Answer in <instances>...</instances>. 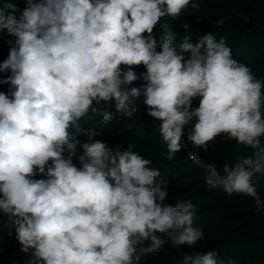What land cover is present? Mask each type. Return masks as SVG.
I'll use <instances>...</instances> for the list:
<instances>
[{
	"label": "clouds",
	"instance_id": "1",
	"mask_svg": "<svg viewBox=\"0 0 264 264\" xmlns=\"http://www.w3.org/2000/svg\"><path fill=\"white\" fill-rule=\"evenodd\" d=\"M24 2L19 20L16 4L0 9V36L6 31L16 38L0 62V73L10 72L0 77L9 85L0 92V215L8 217L21 251L32 250L29 264H139L168 241L193 246L204 237L193 225L196 206L191 200L165 205V182L135 145L113 150L81 124L89 113L102 115L105 124L114 119L102 102L132 117L142 98L147 115L160 121L168 160L181 150L190 122L187 139L195 147L206 151L223 134L253 149L235 164L225 162L224 176L213 170L206 184L228 195L255 194L253 179L264 172V81L231 58L223 37L209 33L195 45L185 37L178 51L169 24L159 38L153 34L162 17L175 20L198 4ZM141 65L146 71L137 74ZM137 80L144 83L133 87ZM78 149L79 168L72 161ZM37 174L45 178H31ZM218 256L209 251L183 261L224 264Z\"/></svg>",
	"mask_w": 264,
	"mask_h": 264
},
{
	"label": "trees",
	"instance_id": "2",
	"mask_svg": "<svg viewBox=\"0 0 264 264\" xmlns=\"http://www.w3.org/2000/svg\"><path fill=\"white\" fill-rule=\"evenodd\" d=\"M180 17H162L153 30L156 38L162 35V25L169 24L176 34L174 46L179 51L185 37L195 45L206 34H214L217 41L223 37L231 48V58L238 64L248 66L257 79L264 81V0H192ZM5 34V33H4ZM0 36V62L8 58L15 41ZM160 49L158 48L157 51ZM187 59L190 53H185ZM137 74L146 71L143 65L135 67ZM2 77L10 75L0 73ZM144 81L137 80L133 87ZM9 85L0 84V92H8ZM264 92V88H262ZM199 96L192 99L191 108L198 107ZM137 112L132 117H124L115 110L114 102H102L99 107L113 113L114 119L105 124L102 115L89 116L81 120L86 128L91 127L100 133V139L113 150L127 149L135 145L133 151L151 160L150 168L158 169V181H164L168 195L165 205L175 206L177 201L191 200L196 206L193 225L203 231L204 237L193 246H173L166 242L158 251L145 255L139 264H184L185 255L217 251L218 260L227 264H264V210L258 209L254 195L233 193L228 195L222 186L212 188L206 184V177L214 170L224 176L225 162L235 164L238 158L251 155L253 149L237 143L235 139L218 136L208 144L207 150L195 147L187 137L192 123L185 125L183 139L200 158L201 163L190 157L184 147L172 160L167 157V145L159 132L160 121L147 115L142 98L136 102ZM78 139L83 143L86 137ZM264 146V136L261 137ZM182 144V143H181ZM82 149H78L73 163L79 168L78 159ZM67 158V153L64 154ZM51 163V162H50ZM32 179L45 178L37 174ZM255 193L264 199V172L253 179ZM8 217L0 215V264H7L13 252H20L22 245L16 239L14 228L8 227ZM167 239L166 237H162ZM147 246V242L145 244Z\"/></svg>",
	"mask_w": 264,
	"mask_h": 264
},
{
	"label": "built area",
	"instance_id": "3",
	"mask_svg": "<svg viewBox=\"0 0 264 264\" xmlns=\"http://www.w3.org/2000/svg\"><path fill=\"white\" fill-rule=\"evenodd\" d=\"M181 143L186 150L187 154L192 157L195 161L200 162V158L190 149V147L187 145L185 140L182 138ZM255 203L258 209L264 210V199L257 193L254 194ZM32 250H30L28 253H25L23 251L20 252H13L9 260L7 261V264H29V261L32 260Z\"/></svg>",
	"mask_w": 264,
	"mask_h": 264
},
{
	"label": "rangeland",
	"instance_id": "4",
	"mask_svg": "<svg viewBox=\"0 0 264 264\" xmlns=\"http://www.w3.org/2000/svg\"><path fill=\"white\" fill-rule=\"evenodd\" d=\"M8 3H14L17 5V8L19 9V11L15 12L14 15L16 16V18L19 20L21 18V14L23 12V10L25 9V7L27 6L26 3L24 2V0H0V9H3L5 11H9V9H7L6 5ZM4 36L6 38H9V39H16L14 36H9L6 31H5V34ZM0 77H2V75L0 74ZM201 98L198 99V106H199V101H200Z\"/></svg>",
	"mask_w": 264,
	"mask_h": 264
}]
</instances>
